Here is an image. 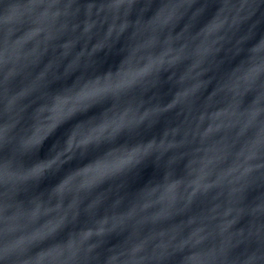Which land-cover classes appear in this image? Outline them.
<instances>
[{"label": "clouds", "instance_id": "1", "mask_svg": "<svg viewBox=\"0 0 264 264\" xmlns=\"http://www.w3.org/2000/svg\"><path fill=\"white\" fill-rule=\"evenodd\" d=\"M0 264H264V0H0Z\"/></svg>", "mask_w": 264, "mask_h": 264}]
</instances>
